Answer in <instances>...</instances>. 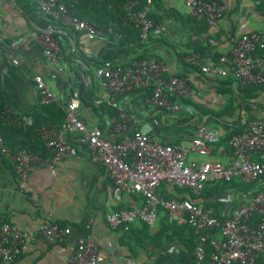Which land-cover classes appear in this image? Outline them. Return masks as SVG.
<instances>
[{"label":"crops","instance_id":"obj_1","mask_svg":"<svg viewBox=\"0 0 264 264\" xmlns=\"http://www.w3.org/2000/svg\"><path fill=\"white\" fill-rule=\"evenodd\" d=\"M223 2L228 7V13L213 27L215 40L212 43L225 54L231 52L244 33L255 31L264 34V17L254 11L250 0ZM162 3L167 9L190 14L186 0H162ZM0 15V38L3 42L0 47V93L7 116L33 122L41 105L34 77L41 75L57 97L59 105L76 102L81 119L89 127H100L111 142L142 131L163 144L188 146L197 127L207 123V117H200L201 123L190 122L178 129L170 128L171 117L154 108L146 92L134 91L129 96L116 98L127 114L125 127L119 129L117 112L108 106L96 70L83 59L72 56L78 38L81 50L87 57L99 63L113 61L126 67L129 57L120 59L117 40L106 35L91 37L82 33L68 36L62 28L63 24L44 14L34 2L26 5L20 4L19 0H0ZM165 25L166 35L172 42L181 44L195 39V34L183 28L176 18L168 19ZM234 27L237 30L235 37L231 34ZM46 35L54 39L59 36L66 47L64 52L60 49L55 60L45 53L41 40ZM151 55L163 61L171 75L188 79L194 92L189 99L196 104L216 112L226 104V98L217 91L216 81L197 72H185L172 49L156 43ZM13 60H18L19 64H14ZM259 102L264 106V95ZM255 114L263 117L264 110H256ZM208 125L216 129L212 121ZM58 129L63 139L77 148V155L58 162L53 171L39 169L22 181L8 157L4 160L0 157V219L21 229L31 230L50 221L70 228L71 234L67 241L53 245L36 238L29 244L28 250L10 264H68L79 239L91 240L99 246L101 264H131L135 261L141 264H196L179 243L166 251L151 246L138 248L134 256L131 248L121 243L122 230L112 228L107 223L106 215L130 208L133 200L141 204L142 197L119 190L107 170L91 160L89 150L80 137L66 133L63 126ZM217 130L223 134L226 132L222 126ZM18 140L23 142V139ZM188 157L189 161H218L226 166H232L235 160L229 141H220L212 146L207 156L192 152ZM250 157L257 159L258 155L252 154ZM235 179L242 180L241 177ZM158 193L172 199L188 196L185 190L169 184L161 185ZM249 197L237 190H228L217 193L211 201L221 217H228ZM197 203L203 205V201ZM214 207L210 208L212 212ZM133 225L138 227L140 222ZM152 230L156 231L157 226Z\"/></svg>","mask_w":264,"mask_h":264},{"label":"built area","instance_id":"obj_2","mask_svg":"<svg viewBox=\"0 0 264 264\" xmlns=\"http://www.w3.org/2000/svg\"><path fill=\"white\" fill-rule=\"evenodd\" d=\"M152 4V0H147L144 5L131 2L127 6V16L140 31L143 41H148L151 34L167 32L165 24H156L150 18ZM186 6L190 15L206 19L212 27L228 13V7L220 2L186 0ZM38 7L44 14L77 32L91 37L104 35L91 23L72 15L63 0H38ZM41 41L46 55L52 60L57 59L61 51L55 39L46 35ZM13 62L19 64L18 60ZM185 62L200 68L201 73L213 81L232 78L234 86H264V34L255 31L244 33L231 52L223 54L218 60L213 56L203 59L200 53H196L187 56ZM96 75L101 80L108 106L117 112L119 129L125 127L127 114L116 98L129 96L134 91L147 93L151 89V96L148 97L150 104L166 111L172 118L180 111L192 114L190 107L184 108L181 103L171 100V97H192L194 92L188 79L171 75L166 64L152 55L126 67L106 61L96 69ZM34 81L41 96V105L58 104L57 97L41 75H36ZM59 106L66 115L63 130L80 137L89 150L91 160L107 170L119 190L142 197L141 204L133 200L130 208L106 215L112 228L125 232L131 224L142 222L153 229L158 223L159 209H163L168 213L170 223L188 224L199 235V243L193 253L196 264L204 262L207 245L214 249L207 264H257L264 256V189L250 196L245 204L235 208L224 220L191 200V196L201 198L207 184L213 181L230 182L241 177L245 183L258 181L264 186V117L251 122L244 133L229 141L235 160L232 166H226L218 161H189V154L194 152L207 156L211 147L225 137L206 122L197 127L188 146L163 144L142 131L111 142L100 127H89L81 119L76 102ZM19 123L32 124L29 120H20ZM39 134L50 156L27 150L11 153L4 147L0 136L2 153L8 157L22 181L39 169L53 171L58 162L77 155V148L63 139L57 126H44ZM252 154L258 155V158L252 159ZM163 184L183 189L188 196L182 199L164 198L158 193ZM213 232L215 236L210 237ZM70 234V228L50 221L31 230L0 219V264L12 263L28 250L29 244L36 238L53 245L67 241ZM101 262L99 246L91 240L79 239L68 264ZM131 264L141 263L135 261Z\"/></svg>","mask_w":264,"mask_h":264},{"label":"trees","instance_id":"obj_3","mask_svg":"<svg viewBox=\"0 0 264 264\" xmlns=\"http://www.w3.org/2000/svg\"><path fill=\"white\" fill-rule=\"evenodd\" d=\"M63 1L72 15L91 23L93 26L100 29L104 35L118 41L117 50L120 52V59H126L129 57L127 60L128 65L126 66H132L135 62L147 59L151 55L153 45L156 43L172 49L176 55L177 62L187 73L197 72L202 74L200 68H196L185 62L187 56L200 53L203 59L213 56L215 60H218L223 55V53L218 51L217 47L212 43V41L215 40L213 27L210 26L206 19H198L190 14L181 13L176 9H167L163 5L162 0H152L153 4L150 18L154 20L156 24H166L168 19L176 18L183 28L195 34V39L193 41L178 44L172 42L166 34H151L148 41H143L140 37V31L136 28L134 22L127 16V6L131 2H138V4L144 5L147 3V0ZM202 1L224 3L223 0ZM250 1L253 3L254 11L264 17V0ZM19 2L20 4L23 3L26 5L33 2L38 4V0H19ZM140 7L141 6H138V8ZM62 28L67 32L68 36L74 37V35H80V32H77L73 28H69L65 25H62ZM236 32V27H234L231 32L233 37H235ZM55 41L62 52L66 51V47L62 45L59 36L55 37ZM75 42L76 51L72 56H77L83 59L89 67L95 70L103 64L87 57L83 53L78 38H76ZM216 83L218 93L224 96L227 100L226 104L219 111L216 112L205 106L198 105L193 102L192 99H178L177 97H171L173 102L181 103L184 108L190 107L192 114H188L185 111L176 113L174 118L171 117L172 121L169 122V127L178 129L181 126L188 125L190 122L201 123L202 119H200V117H207V124L212 121L213 124H215L216 130L219 126L224 127L226 132L221 143H227L232 140L233 137L244 133L251 122L258 118H262L258 117L255 114V111L264 110V106L259 102L260 97L264 95V86H234L232 78L227 80L218 79L216 80ZM147 96H151V89L147 90ZM162 112L167 117H170L166 111L163 110ZM230 116L232 119L228 121L227 118ZM65 118L66 115L59 108L58 104L51 103L49 105H40L31 125L20 124V121L15 117L12 115L7 116L5 114L0 93V136L3 139L4 147L8 151L19 152L21 150H27L47 156L49 152L46 149L45 142L38 133V130L44 126H57L60 128L63 126ZM10 120L14 123L12 124ZM18 139H23V142H20ZM174 144L175 143H170V145ZM2 149L3 147L0 146V157L4 160L7 157L2 153ZM263 189L264 186L258 181L253 183H245L241 179H233L230 182L213 181L207 184L201 198L191 196V200L195 203L199 200L203 201L202 206L207 210H210L211 207L215 206L213 214L221 220H224L227 217H221L219 215L216 205L211 201L213 196L221 191L228 190H237L241 192V194L255 196ZM61 226L65 227L64 225ZM136 231L138 232L136 233ZM215 234L216 233L213 232L210 233L209 236L214 237ZM121 243L128 245L134 256L136 255V250L138 248L147 249L151 246L166 251L170 247L179 243L183 249H186L187 256L192 257L196 262L193 253L198 246L199 235L196 234L188 224L179 225L177 223H170L168 220V213L163 209H159V220L156 231H153L148 225L142 222H140L138 227L131 224L129 229L123 232ZM213 250L214 249L210 245L206 246L205 260L202 264H207L209 262ZM257 264H264V256L259 258Z\"/></svg>","mask_w":264,"mask_h":264}]
</instances>
